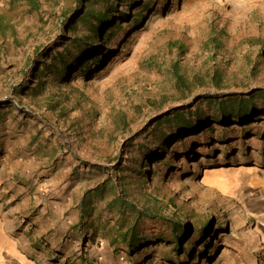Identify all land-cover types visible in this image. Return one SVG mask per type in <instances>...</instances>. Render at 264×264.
I'll list each match as a JSON object with an SVG mask.
<instances>
[{
	"label": "rangeland",
	"instance_id": "rangeland-1",
	"mask_svg": "<svg viewBox=\"0 0 264 264\" xmlns=\"http://www.w3.org/2000/svg\"><path fill=\"white\" fill-rule=\"evenodd\" d=\"M34 1L0 0L1 247L13 240L38 264H82L78 256L93 264H220L221 247L263 218L255 206L264 200V115L224 123L200 97L264 88V0H119L113 26L101 31L106 50L95 51L97 60L85 54L81 69L73 65L59 78L40 72L88 33L81 20L71 29L87 0ZM94 6L106 8L104 0ZM175 59L192 81L184 93L172 73ZM217 72L221 85L212 81ZM179 109L189 123L199 112L213 130L181 135L173 123L158 126ZM144 162L164 198L158 213L172 216V197L189 217L186 253H172V261L162 259L174 252L165 241L134 255L111 243L120 214L108 206L110 182L122 177L120 188L143 202L146 184L136 182ZM104 183L86 231L77 232L82 196ZM159 217L148 218L145 231L157 237L164 230L169 239L172 229Z\"/></svg>",
	"mask_w": 264,
	"mask_h": 264
},
{
	"label": "trees",
	"instance_id": "trees-1",
	"mask_svg": "<svg viewBox=\"0 0 264 264\" xmlns=\"http://www.w3.org/2000/svg\"><path fill=\"white\" fill-rule=\"evenodd\" d=\"M29 1H31L32 4L35 3L34 0ZM98 2L99 0H87L83 16H79L77 20L72 22L71 29L74 28V30H76L77 26H75V24L78 20H81L86 26L88 33L82 34L81 36L79 34L77 37L71 39L72 44L70 45V47L65 48V50L63 51L57 52V54L52 56L53 59L57 62V64H60L62 68H59L56 63H45L44 70H41L40 72L42 76H51L52 74H54L58 75L59 78V76L63 75V73L73 65L78 64V69H81L82 64H80V60L83 59L85 54L86 56H91L97 60L99 58L94 54L95 51L99 49V53H101V51L106 50L105 46L101 44V42L104 41L102 39L103 35L101 31L107 25H111L110 28L113 26L114 22L112 16L113 12L117 10L116 5L119 0H116V2H113L111 0H104V3L106 5L104 11H99L95 8L94 5ZM35 7H37V4ZM1 25L2 24H0V28ZM114 35L115 32H112V34H108L107 37L108 39H111L114 37ZM176 45L180 53L184 54L186 52V45L182 41H176ZM171 67L172 73L175 77L177 88L182 91V93H184L186 89L191 90L192 81H190L182 72L183 65L181 64L180 60H173ZM212 79V81L216 85H221L224 81L223 77L218 72L213 74ZM23 87H27L26 83H23L20 86V88ZM39 90L40 89H35L33 90V93L37 95L38 93H40ZM16 91H18V88L16 89ZM200 99L202 102H205L208 106L215 105L216 107H218L219 110L215 113L214 119H220L224 123L231 120V118H233L234 120L243 121L244 119L250 116H254L255 118L256 116L260 117L264 115V88H258L249 94L237 93L233 96L227 97L225 95L217 93L212 94L208 92L203 94ZM255 99H261L263 102L257 103ZM200 108L201 106H199V109ZM188 113L189 112H186L183 109L175 110L160 119L157 124L158 126H161L163 123L164 125H171L173 123L175 127H177V130H179L181 135L187 132H198L204 127H207L208 130H213V126H205L206 117L200 115L199 112H197L196 114L197 122L189 123L187 118ZM147 154L149 160H152L154 158V156H152L153 154L150 155V152H148ZM145 163L146 162L143 163L142 168L137 170V172H139V181L136 182V185H139L141 188H143V185L146 184V189L144 192H142L143 197H145L143 202H133L129 198L128 193H126L123 188H120L119 185L122 180V177L117 178V180L116 177L114 180H112V178L109 179V181L112 180L110 183L111 187L114 190H112L113 196L108 201V206L109 208L116 210L120 214L115 225L110 228V233L113 237L111 239V243L112 245H117L118 243H121L123 249L127 248V252L129 254L134 255L141 247H145L147 245H150L151 243L157 245L162 241H165V244L170 245L171 249L174 252H164L162 254V259L166 261H172V253H174L175 256H179L181 253H186V243L191 237L190 236L189 238H187L190 233L188 224L189 217L186 215L184 216L183 211H181L179 206L174 201V198L172 197H170L168 200L171 203L172 216H166L165 218L162 216V214L158 213L157 206L161 205L162 203H165L164 198L158 196V194L154 192V186H152V181H150L149 179L150 169L145 168V166L147 165ZM94 165V167H101L100 164ZM105 184L106 183L99 184L98 186L89 188L82 196V199L80 201L81 220L78 221L75 226V230L77 232L85 230V219L87 215H92V208H90V202L95 195L103 194V190L106 187ZM159 215L161 216L159 217L160 219L163 218L162 221L165 223V225H170L172 229V235L169 237V239L164 240V230H162L161 234H159V236L157 237L150 236L145 231L146 220L148 218H151L153 219L152 221H154ZM152 217H155V219ZM226 224L227 222H225V225ZM203 227L206 229L210 228L211 219L205 220L203 222ZM219 227L220 229H223L222 226ZM78 257L79 263L93 264L90 258H85L83 256ZM187 257H190V255H188ZM187 263L188 260H180L178 264Z\"/></svg>",
	"mask_w": 264,
	"mask_h": 264
},
{
	"label": "crops",
	"instance_id": "crops-1",
	"mask_svg": "<svg viewBox=\"0 0 264 264\" xmlns=\"http://www.w3.org/2000/svg\"><path fill=\"white\" fill-rule=\"evenodd\" d=\"M256 199L255 208L261 209L263 218L259 219L254 227L246 224L239 233L221 247L220 264H264V200L259 201L258 197ZM246 221L249 222V220ZM7 241L10 242L9 245L6 243L8 247H1L0 244V264L41 263L38 259H31L26 251L17 248L13 240Z\"/></svg>",
	"mask_w": 264,
	"mask_h": 264
},
{
	"label": "water",
	"instance_id": "water-1",
	"mask_svg": "<svg viewBox=\"0 0 264 264\" xmlns=\"http://www.w3.org/2000/svg\"><path fill=\"white\" fill-rule=\"evenodd\" d=\"M191 234H192V230H191V232L189 233V235L187 236V238H189V237L191 236Z\"/></svg>",
	"mask_w": 264,
	"mask_h": 264
}]
</instances>
